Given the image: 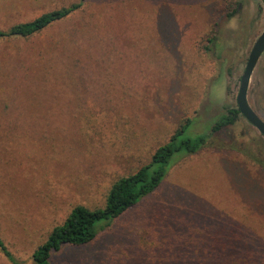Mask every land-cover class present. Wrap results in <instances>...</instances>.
I'll return each instance as SVG.
<instances>
[{
	"label": "rangeland",
	"instance_id": "374dc122",
	"mask_svg": "<svg viewBox=\"0 0 264 264\" xmlns=\"http://www.w3.org/2000/svg\"><path fill=\"white\" fill-rule=\"evenodd\" d=\"M78 1L0 0V30ZM263 29L260 0H84L32 37L0 40V237L13 258L32 264L72 208L103 207L186 119L182 138L209 134L236 108ZM247 101L264 122V53ZM171 160L152 195L51 264H169L172 249L194 263L220 237L264 248V138L249 123Z\"/></svg>",
	"mask_w": 264,
	"mask_h": 264
},
{
	"label": "trees",
	"instance_id": "16d2710c",
	"mask_svg": "<svg viewBox=\"0 0 264 264\" xmlns=\"http://www.w3.org/2000/svg\"><path fill=\"white\" fill-rule=\"evenodd\" d=\"M83 3L84 0H79L67 7L44 13L30 22L14 25L7 30H0V40L32 37L77 12ZM207 42L214 44V39L208 38ZM93 108L94 110L97 109L95 106ZM104 112L105 107H101L96 114L99 115V113ZM109 112L110 108L106 110L105 117L109 115ZM239 117L237 108L229 109L216 117L209 134L194 138H182L186 129L192 124L190 119H186L168 142L155 149L147 164L111 185L103 207L88 209L83 206H76L72 208L63 223L55 226L46 240L33 251L32 264H51L52 253L59 251L63 246L79 247L94 241L104 227L109 226L114 220L144 198L152 195L160 187L175 154L182 152L183 155H191L196 153L206 146V142L212 134L233 126ZM12 118L10 117V119ZM12 125L9 126V129L15 127ZM219 239L221 240L217 244L201 245V258L197 261L193 263L187 259L182 264H264V248L262 246L251 243L249 248L241 251L242 247L235 246L234 241L225 243L227 238L220 237ZM179 250L173 252L172 249L166 256L167 258L169 255L172 256V259L169 258V264H177V259H174L173 255L177 256ZM198 251L194 249L193 254L196 255ZM0 252L11 264H22L13 258L1 237Z\"/></svg>",
	"mask_w": 264,
	"mask_h": 264
},
{
	"label": "water",
	"instance_id": "95a60500",
	"mask_svg": "<svg viewBox=\"0 0 264 264\" xmlns=\"http://www.w3.org/2000/svg\"><path fill=\"white\" fill-rule=\"evenodd\" d=\"M264 5V0H260ZM264 53V29L253 43L239 80V88L236 95V108L240 116L249 123L264 138V122L252 110L247 101V92L251 75Z\"/></svg>",
	"mask_w": 264,
	"mask_h": 264
},
{
	"label": "flooded vegetation",
	"instance_id": "af4514ba",
	"mask_svg": "<svg viewBox=\"0 0 264 264\" xmlns=\"http://www.w3.org/2000/svg\"><path fill=\"white\" fill-rule=\"evenodd\" d=\"M247 61V60H246ZM246 64V63H245Z\"/></svg>",
	"mask_w": 264,
	"mask_h": 264
}]
</instances>
